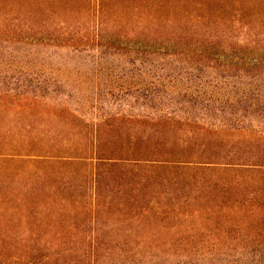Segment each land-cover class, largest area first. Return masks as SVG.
<instances>
[{
	"label": "rangeland",
	"instance_id": "rangeland-1",
	"mask_svg": "<svg viewBox=\"0 0 264 264\" xmlns=\"http://www.w3.org/2000/svg\"><path fill=\"white\" fill-rule=\"evenodd\" d=\"M0 264H264V0H0Z\"/></svg>",
	"mask_w": 264,
	"mask_h": 264
}]
</instances>
